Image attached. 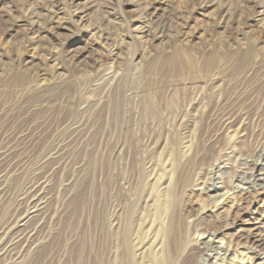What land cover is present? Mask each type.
Returning <instances> with one entry per match:
<instances>
[{"label":"rangeland","instance_id":"rangeland-1","mask_svg":"<svg viewBox=\"0 0 264 264\" xmlns=\"http://www.w3.org/2000/svg\"><path fill=\"white\" fill-rule=\"evenodd\" d=\"M149 14L162 33L142 28ZM258 164L264 0H0V264H147L174 238L264 264L231 211L264 239ZM217 181L249 182L245 203L198 191Z\"/></svg>","mask_w":264,"mask_h":264},{"label":"bare ground","instance_id":"bare-ground-1","mask_svg":"<svg viewBox=\"0 0 264 264\" xmlns=\"http://www.w3.org/2000/svg\"><path fill=\"white\" fill-rule=\"evenodd\" d=\"M147 8L156 10V9L152 8V5L147 6ZM147 13H148V11H147ZM36 17L37 16L33 15V13H32V15L29 18V20L32 19V18L35 19ZM153 19L154 18L152 17V14L144 16L143 20L141 22V24L144 25V27H142V28H147V27L150 28L151 25H154V26H156V28H155L156 32L158 34L162 33L163 29H164L163 26L160 25V24L159 25H157V24L155 25V22H154ZM30 25L31 26L29 28V31H33L34 30L33 29L34 21H30ZM81 57H82V55H74L73 58H71V60L73 61V63L75 65H77L79 63ZM84 60H86V59H84ZM217 169H218V171H220L222 168L221 167H217ZM252 169L257 171V173H259L257 178H255V179L253 178L254 179L253 184L256 183L258 186L263 187L264 186V164H258V165L252 166ZM248 174L249 173L241 171V172H239V178H241V177L244 178V179L251 178ZM218 184H220L219 181H217L215 183H209V184L201 183L200 185H202V186L198 189V191L203 192L208 199L213 200L214 204L221 203L224 200L229 199L230 197H231L230 199H236L237 201H240V202H244L243 200H246L249 188L245 187V185H249V182H245V184L243 182L244 185L236 186V187L233 188V190H230V189L229 190H224L223 187H218ZM43 190H45V189H43ZM233 194H238L239 196L238 195L237 196H233ZM31 196L33 197L34 195L32 194ZM237 197H239V199H237ZM215 207H216V205H215ZM231 207L233 208V210H231V211L235 215H238L239 213H241V216L239 218H237V222L234 223V225L236 227L235 233H234L235 234L236 244H240L241 243L243 248H246V250L249 253L255 254L256 257H258L260 259L259 254L255 253V252H256V247L261 246V245L264 246V239L260 238L259 235H255L254 233L251 232V231H253L255 229L260 228L259 225H257V224H260V222L258 223L257 220L254 221L252 216H250L251 214L248 213L246 209H243L241 207V204H238L236 206L232 205ZM38 208H39V206L38 205L36 206V204H33L32 206H30V208L28 209V211H27V213L25 215L26 217L25 216L22 217L19 220V223H22V222L26 221L28 216H31L34 213H37L38 210H39ZM218 209L219 210L223 209V206H220ZM210 213H212V212H210ZM208 216H210V214ZM249 224H251L253 226L252 229L248 227ZM6 228H8V227L5 226V228H3V229H6ZM176 233H177V231H176ZM13 236H14V234H13ZM16 236H17V234H16ZM176 240H177L176 238H174L173 241H170V240L168 241L167 240V247L165 249V255H164L163 259H161V260L156 259L155 260V258H156L155 257L154 260H152L150 258L149 261H147V264H183L182 259L179 261V263L174 261V258H173L174 253H177V254L180 253L184 257V256H186L189 253V251L191 250L192 247H193V249H195L197 251V254H198L200 260H202L201 264H216V262H214V261H220L221 263H224V262H226V260H230L229 257L231 256V253H232V249H230V248H227V247L226 248H222V247H220L218 245H213L212 243L207 242V241H197V240L193 241L190 244L183 245L182 243L180 244ZM11 241L14 242V245H15L16 243L18 244L20 242V239H19V237H17V238H13ZM138 243H139V245L136 246V247L135 246L134 247L130 246V248H127L128 255H131L133 253V251H135V250L136 251L138 250L140 252L143 249V247L145 245H147V243L144 244V242L141 243L140 241H138ZM14 245H12V246H14ZM253 246H255V247H253ZM12 251H13V248H9V249H6V252H4V253H5V255L8 256ZM141 253H143V252H141ZM210 253L214 254V256H212ZM261 260L264 261L263 258H261ZM132 264H134V262H132Z\"/></svg>","mask_w":264,"mask_h":264}]
</instances>
